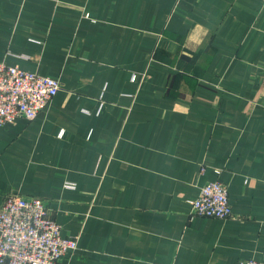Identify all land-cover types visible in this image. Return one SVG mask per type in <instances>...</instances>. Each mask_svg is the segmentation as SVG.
Instances as JSON below:
<instances>
[{
    "label": "crops",
    "instance_id": "obj_1",
    "mask_svg": "<svg viewBox=\"0 0 264 264\" xmlns=\"http://www.w3.org/2000/svg\"><path fill=\"white\" fill-rule=\"evenodd\" d=\"M0 62L61 84L0 125V208L47 201L59 264L264 262V0H0ZM215 180L232 216L191 219Z\"/></svg>",
    "mask_w": 264,
    "mask_h": 264
},
{
    "label": "built area",
    "instance_id": "obj_2",
    "mask_svg": "<svg viewBox=\"0 0 264 264\" xmlns=\"http://www.w3.org/2000/svg\"><path fill=\"white\" fill-rule=\"evenodd\" d=\"M56 78L0 62V125L18 118L34 120L60 91ZM191 219L232 216L229 189L220 180L206 183L191 201ZM78 249L74 237L62 234L48 202L38 197L10 194L0 208V264H59ZM238 264H264L243 259Z\"/></svg>",
    "mask_w": 264,
    "mask_h": 264
}]
</instances>
